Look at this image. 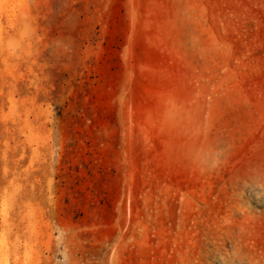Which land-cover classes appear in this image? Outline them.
I'll return each mask as SVG.
<instances>
[{
    "label": "rangeland",
    "instance_id": "1",
    "mask_svg": "<svg viewBox=\"0 0 264 264\" xmlns=\"http://www.w3.org/2000/svg\"><path fill=\"white\" fill-rule=\"evenodd\" d=\"M0 264H264V0H0Z\"/></svg>",
    "mask_w": 264,
    "mask_h": 264
}]
</instances>
